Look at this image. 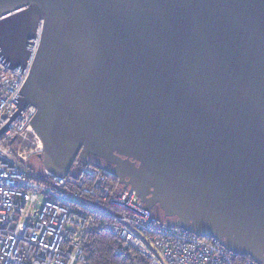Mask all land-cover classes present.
I'll list each match as a JSON object with an SVG mask.
<instances>
[{"label": "water", "instance_id": "obj_1", "mask_svg": "<svg viewBox=\"0 0 264 264\" xmlns=\"http://www.w3.org/2000/svg\"><path fill=\"white\" fill-rule=\"evenodd\" d=\"M40 21L0 133L30 103L45 170L94 156L172 226L264 264V0H0L2 64L23 72Z\"/></svg>", "mask_w": 264, "mask_h": 264}, {"label": "built area", "instance_id": "obj_2", "mask_svg": "<svg viewBox=\"0 0 264 264\" xmlns=\"http://www.w3.org/2000/svg\"><path fill=\"white\" fill-rule=\"evenodd\" d=\"M41 29L42 21L23 72L0 62V128L18 109L12 100L32 65ZM36 110L25 104L0 133V264H83L82 241L98 221L82 216V210L110 214L113 221L102 229L123 247L134 248L147 264H257L228 250L215 236L155 222L134 189L113 184L111 177H116L91 162H83L72 174L70 168L64 176L45 169L34 172L17 148H26L31 136L33 151H41L42 142L30 122Z\"/></svg>", "mask_w": 264, "mask_h": 264}, {"label": "trees", "instance_id": "obj_3", "mask_svg": "<svg viewBox=\"0 0 264 264\" xmlns=\"http://www.w3.org/2000/svg\"><path fill=\"white\" fill-rule=\"evenodd\" d=\"M90 160L92 164L98 165L96 157L93 156ZM82 163L83 161L76 158L70 170L71 174ZM111 182L113 184L117 183L113 177H111ZM155 207L157 206L153 208ZM153 208H151V213ZM153 217L155 222H161L154 213ZM164 222L170 223L171 221L168 217H164ZM91 227L82 241L83 264H147V259L132 247L124 248L120 253L116 252V247L119 248L122 245L121 241L97 225H92ZM243 257L249 258L250 256L245 254Z\"/></svg>", "mask_w": 264, "mask_h": 264}, {"label": "rangeland", "instance_id": "obj_4", "mask_svg": "<svg viewBox=\"0 0 264 264\" xmlns=\"http://www.w3.org/2000/svg\"><path fill=\"white\" fill-rule=\"evenodd\" d=\"M26 142H27L26 148L20 146V148H17V149L18 150L20 149L19 151L21 152V156L26 158L25 163H28L34 172H37V173L42 172V170L44 169V166H43L41 158L38 155V152L33 151L35 149V144H33L32 137L29 136V139L26 140ZM10 145L13 146L12 143H10ZM152 213H154V215L158 219H160L161 222H164L165 215L163 211H161V209L158 208V206L152 209Z\"/></svg>", "mask_w": 264, "mask_h": 264}, {"label": "bare ground", "instance_id": "obj_5", "mask_svg": "<svg viewBox=\"0 0 264 264\" xmlns=\"http://www.w3.org/2000/svg\"><path fill=\"white\" fill-rule=\"evenodd\" d=\"M84 162V161H83ZM151 210V209H150ZM81 214H82V216H93L95 219H97V223H96V225L97 226H99V227H103L102 225H104V224H107L108 222H112L113 221V217L110 215V214H108V215H103V214H100V213H94V212H91V211H88V210H82L81 211ZM95 225V226H96ZM92 226V225H91ZM90 226V228L87 230V231H89L92 227ZM86 231V232H87ZM122 244V243H121ZM125 247H123L122 245L119 247V249H117L116 250V252H118V253H120L123 249H124Z\"/></svg>", "mask_w": 264, "mask_h": 264}, {"label": "flooded vegetation", "instance_id": "obj_6", "mask_svg": "<svg viewBox=\"0 0 264 264\" xmlns=\"http://www.w3.org/2000/svg\"><path fill=\"white\" fill-rule=\"evenodd\" d=\"M147 190H148V189H142V190H140V191H142V195H143V197H146V198H148L149 201H151V200H152L151 196H150V198H149V196L145 195L146 192H148ZM154 205H155V204H154Z\"/></svg>", "mask_w": 264, "mask_h": 264}]
</instances>
